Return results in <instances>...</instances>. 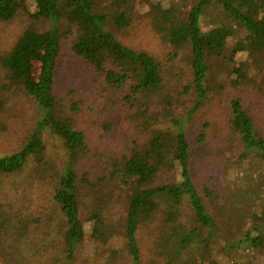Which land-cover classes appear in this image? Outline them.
<instances>
[{
  "label": "trees",
  "instance_id": "16d2710c",
  "mask_svg": "<svg viewBox=\"0 0 264 264\" xmlns=\"http://www.w3.org/2000/svg\"><path fill=\"white\" fill-rule=\"evenodd\" d=\"M35 1L31 9L26 0H0V29L19 18L23 22L0 55V88L23 92L39 110L19 147L0 155L1 263L93 264L83 261L82 212L94 220L102 264H214L206 261L221 239L227 251L238 248L246 263L252 253H262L264 122L258 114L264 101V0H173L169 6L155 2L148 11L137 0ZM143 18L161 47L128 41ZM240 29L245 34L230 43ZM66 44L106 90L121 94L125 127L112 122L116 111L104 114L100 133L111 140L105 145L83 127L76 90L58 86ZM241 51L262 75L260 83L237 66ZM32 59L39 64L35 78L28 74ZM220 71L241 76L230 81L239 95L223 98L228 81ZM242 87L259 97L256 104ZM216 98L221 109L212 107ZM202 112L226 119L220 152L230 143L238 161L249 162L243 185L223 186L226 171L218 154L221 178L197 182L188 130L204 122L195 142L208 145L210 120L202 121ZM47 128L64 150L57 161L47 152ZM144 235L153 244L146 261Z\"/></svg>",
  "mask_w": 264,
  "mask_h": 264
},
{
  "label": "rangeland",
  "instance_id": "374dc122",
  "mask_svg": "<svg viewBox=\"0 0 264 264\" xmlns=\"http://www.w3.org/2000/svg\"><path fill=\"white\" fill-rule=\"evenodd\" d=\"M173 0H137V6L141 11H148L151 5L155 2H160L163 6H169ZM176 3H183L185 0H175ZM29 3L31 9L36 7L35 0H26ZM144 20V21H143ZM143 25L139 26L138 31H132L128 41L137 47H161L159 40L155 38V35L147 28V20L143 18ZM146 20V21H145ZM209 23L208 25H210ZM23 22L19 18L15 22L7 25H3V29H0V55L9 48L13 43L16 36L22 30ZM245 33L240 29V32L234 34L230 37V43H233L240 36ZM13 40V41H12ZM42 41V40H41ZM237 66L241 69H247L249 75L253 82L260 83L262 81V75L255 73L252 67V60L249 57L247 51H241L237 54ZM39 64L37 60H30L28 74L32 78L37 75V70ZM219 76L226 79L228 82V88L226 89V94L223 98L226 100L230 96L236 93L240 94V90H236L230 84V81H238L241 76L237 73H232L227 75L226 72L220 71ZM1 75V73H0ZM1 83V82H0ZM103 82H99L97 79L96 72L87 65L85 60L74 53V51L66 44L62 50L59 57V70H58V86L61 91H65L68 88L75 89V99L78 101L79 106L82 108V115H80V121L83 127H88L90 132L93 134L92 137L96 139L99 145L107 144L110 140L109 135H102L101 132V118L104 114H108L109 111H116L115 117L113 116L112 122L118 124L121 129L125 127V123L121 124L122 113L124 109L119 106L121 101V94H114L113 91L106 90L102 85ZM243 89V87H242ZM245 89V88H244ZM243 89V90H244ZM254 93L259 91V87L252 89ZM4 91V92H3ZM0 88V155L11 153L19 147L21 144L22 134L31 131L36 125L37 119L39 117V110L36 109L33 101L27 97L23 92L17 91L16 93L5 92ZM245 91V90H244ZM252 101L253 104L258 102V98L250 95L248 91L242 93ZM264 99V96H262ZM80 99V100H79ZM114 101H113V100ZM253 99V100H252ZM69 103V99L67 100ZM260 112L258 114V121L264 122V101L260 102ZM205 107L209 110V105L206 104ZM214 108H220V100L216 98L213 101ZM221 109V108H220ZM219 114V113H217ZM216 113L208 114L201 113L202 121L203 118L207 117L210 120L209 127L207 129V144L200 145L195 142L196 134L198 131L203 129L201 122L198 125L191 123V130H188L191 134V138L194 140V150H193V172L196 176L198 183H210L215 180H219L222 176L220 170L219 162L215 160L216 154L222 159V166L225 167V173H223V180L221 182L223 186L228 185H243L245 182L247 174H250L249 162L248 161H238L239 152L236 147L232 146L230 143L224 147L223 154L220 152V141L224 138V134L227 132L226 119L222 115H217ZM93 119L97 120L98 123H94ZM185 127H187V121L185 122ZM120 131L119 129L116 130ZM101 134V135H99ZM44 137L47 143V152L52 158L51 160L57 161L60 156L64 154V150L61 142L53 136L50 130L47 128L44 130ZM224 146V145H223ZM203 150L205 153L203 155H198V152ZM211 154L208 158V154ZM204 156V157H203ZM206 157V158H205ZM217 162V165L215 164ZM208 169H211L207 172ZM224 171V170H223ZM179 170L177 169V174L179 175ZM210 174H214L215 177H209ZM257 172H252L251 176L256 178ZM250 183L251 179H247ZM246 181V182H247ZM247 182V183H248ZM200 186V185H199ZM247 190L246 188L244 191ZM242 192V191H241ZM260 205L264 207V195L261 194L259 198ZM82 217L85 226V240L83 242V254L85 257L83 261L86 262V258L89 261H93V264H102L103 256H98L96 254V245L93 237V225L94 220L89 217V215L82 212ZM241 226L242 231L244 228ZM239 231V229H238ZM241 233V232H240ZM239 233V234H240ZM237 234V237L238 235ZM142 249L143 258L149 260L152 255V236L144 235L142 239ZM225 241L220 240L219 244L212 247V256L207 258L206 262L214 261V264H264V251L259 254H251L252 260L245 262V256L240 252L238 248H233L231 251L225 249ZM98 256V257H97ZM101 259H100V258ZM212 263V262H211ZM0 264H4L1 263ZM90 264V263H89Z\"/></svg>",
  "mask_w": 264,
  "mask_h": 264
}]
</instances>
